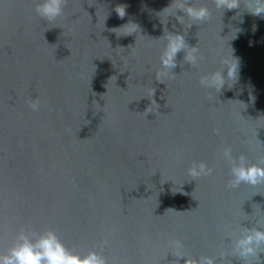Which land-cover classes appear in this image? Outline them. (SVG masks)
<instances>
[{
    "label": "water",
    "instance_id": "95a60500",
    "mask_svg": "<svg viewBox=\"0 0 264 264\" xmlns=\"http://www.w3.org/2000/svg\"><path fill=\"white\" fill-rule=\"evenodd\" d=\"M38 2L0 0V253L21 228L52 229L107 264H183L175 240L185 257L242 264L232 242L264 225V184L227 187L222 150L250 163L264 153V18L188 0L212 12L188 28L187 16L162 11L173 0H68L49 24ZM129 22L136 32L111 31ZM167 31L204 60L191 66L178 53L175 75L160 83ZM231 55L237 79L219 92L201 87ZM200 161L213 173L193 180L187 169Z\"/></svg>",
    "mask_w": 264,
    "mask_h": 264
},
{
    "label": "clouds",
    "instance_id": "9594fccd",
    "mask_svg": "<svg viewBox=\"0 0 264 264\" xmlns=\"http://www.w3.org/2000/svg\"><path fill=\"white\" fill-rule=\"evenodd\" d=\"M215 9L232 10L240 8L243 5L249 13L254 16L264 18V0H212ZM68 0H39L35 4L36 14L51 24L64 14V7ZM177 10L184 13L183 16L177 15ZM162 11L169 15H174L176 19L182 23L183 17L187 16L191 21L187 27L193 24H202L211 19L212 12L205 6H194L188 0H173V2L165 7ZM115 12L118 17L123 18L126 15L124 5H116ZM127 27L124 35L136 32L138 26L135 23L129 22L119 28H113L111 31L118 36L117 30ZM164 39L167 41L161 55V69L155 74L158 82L164 83L165 79L169 78L172 69L177 66L176 56L183 52V61L191 66H196L199 61L204 60V56L199 54V49L195 46H189L180 33H170L167 31L164 34ZM223 68L199 77V85L205 89H214L219 92L226 81H235L238 76V61L231 55L230 58L221 60ZM154 89L151 90V97L154 95ZM29 108L33 111H38L40 107L39 99L27 101ZM150 105H154L157 109L159 105L155 100L151 101ZM150 105L145 109L143 114L146 115L152 111ZM217 132H219L217 130ZM223 157L230 164L229 175L230 179L227 187L235 189L241 184L257 186L264 184V153L258 155V163L248 162L244 154L233 157L230 147L225 146L222 150ZM188 175L196 180L201 177L210 176L213 169L203 161L193 162L187 169ZM34 237V238H33ZM107 244V241H102V245ZM173 255L177 258L183 257V264H216V261L211 256H201L198 260L185 257L182 252V244L179 240L171 242ZM259 253H264V225L243 228L241 234L232 242V255L242 261V264H260ZM223 258V257H221ZM0 264H107L103 255L96 251H88L84 255L77 254L69 250L64 243L59 239L52 229H45L40 233L30 235L25 229L21 228L17 233L16 239L5 253H0ZM175 264H179V260H175ZM230 264V262H229Z\"/></svg>",
    "mask_w": 264,
    "mask_h": 264
}]
</instances>
